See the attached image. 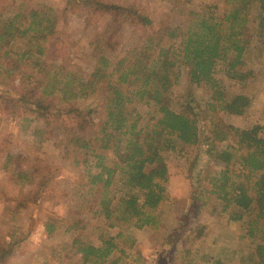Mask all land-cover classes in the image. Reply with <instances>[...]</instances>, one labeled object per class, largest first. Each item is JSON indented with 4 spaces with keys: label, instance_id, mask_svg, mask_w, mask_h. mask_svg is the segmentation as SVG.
Wrapping results in <instances>:
<instances>
[{
    "label": "rangeland",
    "instance_id": "rangeland-1",
    "mask_svg": "<svg viewBox=\"0 0 264 264\" xmlns=\"http://www.w3.org/2000/svg\"><path fill=\"white\" fill-rule=\"evenodd\" d=\"M72 1L0 0V21L12 17L18 7L44 9L46 16L54 20L45 56H30L28 62H21L20 71L13 76L12 93H26L36 86V69L32 68L31 60L48 66L60 65L65 70L92 77L99 84L118 57L137 46L149 30L182 32L196 15L213 12L221 16L226 10V0H95L133 10L150 21L148 30L118 21L109 13H86ZM258 11L256 5L250 11V26L254 30ZM171 42L167 38L164 47ZM263 49L258 45L255 49L254 43L246 62L249 69L255 70L254 77L237 82L226 79L219 71L214 72L223 95L229 98L243 94L251 100L243 115L217 113L218 119L230 127L240 130L254 125L264 127ZM98 77L103 78L98 80ZM4 89L0 84V247L8 249L6 244L10 243L12 250L9 248L8 254L0 258V264H105L83 263L82 257L74 253L73 242L98 247L101 238L116 237L118 233L122 237L115 241L124 254L117 250L114 257L120 256V264H179L180 261L256 264L254 242L261 237L264 226L250 237L247 228L250 218L245 215L239 221L231 220L236 209L222 212L219 202L206 193L203 195L206 204L201 211L197 212L193 206L191 197L205 187L201 185L205 172L222 167L215 154L234 145V140H212L208 131L211 124L203 116L212 92L203 86H189L181 67L170 89V107L177 113L199 114L201 140L196 147L178 146L163 153L167 166L166 200L155 211L157 225L151 228L136 229L129 225L108 228L98 205L99 189L87 183L84 160L93 163L94 155L102 154L106 165L119 168L125 153L123 139H116L112 150L100 151L98 142L93 140L100 129L99 123L91 128L67 123L47 126L36 114L14 109L5 92L2 93ZM96 96H101L100 102L93 96L79 99L76 104L85 108L97 103L100 107L104 99L101 94ZM259 134L264 137V128ZM75 139L93 141L97 151L84 154L75 146ZM97 171L91 169L92 173ZM124 192L119 185L111 188L113 195ZM45 223L56 225L52 234L46 233ZM197 228L202 230L201 236L197 235ZM173 233L176 242L169 244L167 239Z\"/></svg>",
    "mask_w": 264,
    "mask_h": 264
},
{
    "label": "trees",
    "instance_id": "trees-1",
    "mask_svg": "<svg viewBox=\"0 0 264 264\" xmlns=\"http://www.w3.org/2000/svg\"><path fill=\"white\" fill-rule=\"evenodd\" d=\"M72 2L86 13H109L118 21L149 30L150 21L129 8L108 6L95 0ZM254 5L259 10L255 30L250 26V11ZM44 12V9L18 7L12 17L0 21V84L6 87L2 93L5 92L14 109L36 114L47 126L67 123L91 128L99 123L100 129L93 140L98 142L100 151L112 150L116 139L125 141L119 168L106 165L104 156L97 153L93 163L87 159L83 162L88 185L99 189L98 205L107 227L156 226L154 213L166 200L167 166L163 153L178 146L196 147L201 140L199 114L177 113L170 107V89L181 67L189 86H203L212 92L211 102L205 105L206 115H203L211 124L208 131L212 140H234V145L215 154L222 167L205 172L201 182L205 187L191 197L193 206L197 212L201 211L206 204L203 195L209 194L219 202L222 212L236 209L231 220L239 221L245 215L250 218L247 223L250 237L259 232L264 226V137L259 134L264 127L254 125L240 130L218 119L219 111L243 115L251 100L243 94L229 98L223 95L214 72L219 71L226 79L237 82L256 75L246 62L254 43L255 49L257 45L264 48V0H226L223 15L216 16L213 12L196 15L182 32L149 30L141 36L137 46L118 57L104 78L98 77V80L103 78L99 84L92 77L65 70L60 65L48 66L31 60L32 68L36 69V86L26 93H12L13 76L20 71L21 62H28L30 56L46 54L54 20ZM167 38L172 42L164 47ZM98 70L97 76H100L101 69ZM100 88L103 92H99ZM96 94L104 99L100 107L97 103L85 108L76 104L79 99L93 96L100 102L101 96L97 98ZM92 142L74 140L84 154L97 151ZM92 168L98 171L92 173ZM115 185L125 192L113 195L111 188ZM44 225L48 235L56 229L52 223ZM195 230L198 236L202 235L201 229ZM120 237L121 233L101 238L98 247L74 241L72 247L75 246L74 253L82 257L83 263L120 264V256L114 257L117 250L124 254L115 241ZM176 239L173 233L167 242L172 244ZM254 244L256 264H264L263 230ZM6 247L8 249L0 247V258L8 254L9 248L12 250L10 243ZM187 264H191L190 261Z\"/></svg>",
    "mask_w": 264,
    "mask_h": 264
}]
</instances>
